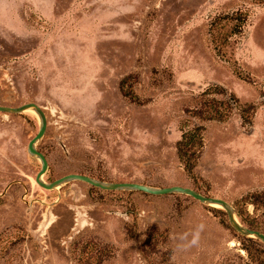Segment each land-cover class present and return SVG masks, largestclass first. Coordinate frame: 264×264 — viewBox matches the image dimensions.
<instances>
[{"label": "rangeland", "instance_id": "rangeland-1", "mask_svg": "<svg viewBox=\"0 0 264 264\" xmlns=\"http://www.w3.org/2000/svg\"><path fill=\"white\" fill-rule=\"evenodd\" d=\"M232 11L241 32L211 27ZM29 101L46 117L44 181L189 186L264 233V0H0V104ZM39 123L33 108L0 111V264H264L263 242L220 204L41 186L27 150ZM194 124L188 173L176 142Z\"/></svg>", "mask_w": 264, "mask_h": 264}, {"label": "water", "instance_id": "water-1", "mask_svg": "<svg viewBox=\"0 0 264 264\" xmlns=\"http://www.w3.org/2000/svg\"><path fill=\"white\" fill-rule=\"evenodd\" d=\"M30 107H32L37 112V114L39 115L40 123H39V127H38L37 132L29 139V141L27 143V150L30 153L36 155L41 161L40 168L35 175V181L38 184H40L41 186L50 189V188H53L56 185L61 184L65 181H68L71 179H79V180H83V181H85L91 185H94V186H97L100 188H104V189L129 188V189L141 190V191L152 193V194H163V193H169V192L185 193L187 195H191L192 197H194V198H196L202 202H206V203L217 202V203H219L226 210L230 223L235 227V229L237 231H239L242 234L248 235V236L256 237V238L260 239L264 244V233L257 230V229H253V228L242 225L236 219V217H235L231 207L227 203V201H225L223 198H220V197L204 195V194L200 193L199 191H197V190H195L189 186L169 185V186H163V187H154V186H150V185L140 183V182H135V181L104 182V181H100L98 179H95L89 175L82 174V173H76V172H70V173L63 174V175L53 179L50 182L44 181L42 179V175L44 174V172L46 171V168H47V159H46L45 155L35 147L36 141L39 140L43 136V134L45 132V128H46V117H45V113H44L43 109L37 103H35L33 101H29V102H25V103H22V104L16 105V106H8V105L0 104V111L21 112L24 109H28Z\"/></svg>", "mask_w": 264, "mask_h": 264}, {"label": "trees", "instance_id": "trees-1", "mask_svg": "<svg viewBox=\"0 0 264 264\" xmlns=\"http://www.w3.org/2000/svg\"><path fill=\"white\" fill-rule=\"evenodd\" d=\"M245 15L240 11H232L230 13H224L218 15L211 22V27L218 28V25L225 22H232V27L229 31L231 34L241 32L243 24L245 22ZM215 89L219 87L215 86ZM196 114H203L202 108L195 109ZM213 114L208 115L207 119H221L224 115L223 109L214 108L212 109ZM209 114V112H208ZM202 129L203 127L199 124H194L188 129L181 133L180 138L176 142V154L186 172L190 173L195 167L196 160L202 147ZM251 238V237H249Z\"/></svg>", "mask_w": 264, "mask_h": 264}, {"label": "clouds", "instance_id": "clouds-1", "mask_svg": "<svg viewBox=\"0 0 264 264\" xmlns=\"http://www.w3.org/2000/svg\"><path fill=\"white\" fill-rule=\"evenodd\" d=\"M199 227H202V225L201 226H199ZM191 244H196L197 243V241H196V239L195 238H193L192 240H191V242H190Z\"/></svg>", "mask_w": 264, "mask_h": 264}, {"label": "bare ground", "instance_id": "bare-ground-1", "mask_svg": "<svg viewBox=\"0 0 264 264\" xmlns=\"http://www.w3.org/2000/svg\"><path fill=\"white\" fill-rule=\"evenodd\" d=\"M30 109H32V107H30ZM59 185V184H58ZM57 185V186H58ZM56 187V186H55ZM209 203H211V204H213V205H217V204H219V203H217V202H209Z\"/></svg>", "mask_w": 264, "mask_h": 264}]
</instances>
